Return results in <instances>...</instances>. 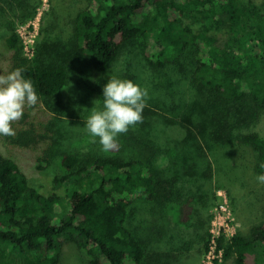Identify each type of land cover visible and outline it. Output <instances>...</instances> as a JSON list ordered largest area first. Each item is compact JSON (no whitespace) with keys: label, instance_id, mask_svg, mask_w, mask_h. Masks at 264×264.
<instances>
[{"label":"trees","instance_id":"16d2710c","mask_svg":"<svg viewBox=\"0 0 264 264\" xmlns=\"http://www.w3.org/2000/svg\"><path fill=\"white\" fill-rule=\"evenodd\" d=\"M86 1L73 24L77 59L88 70L101 75L124 63L122 79L142 86L134 68L140 49L153 68L170 69L168 80L177 83L179 76L183 88L171 82V92L147 100L142 123L121 134L120 147L108 153L60 148L63 139H52L42 131L48 125L35 120L40 110L34 115L25 109L15 135L0 141L8 150H36L51 142L52 150L36 160L40 170L62 168L53 182L63 191L41 194L21 165L0 151V264H8V249L23 257V264H59L65 243L86 253L88 264H182L196 252L197 240L186 233L190 228L200 239L198 252L215 242L212 264H264V205L247 233L222 234L215 241L209 215L215 189L225 182L235 185L228 173L240 169L238 182L253 187L264 172V136L254 131L264 115V2ZM38 3L0 0V27L9 32L6 45L18 56L17 68L49 103L77 75L67 63L31 62L22 55L16 24L35 16ZM49 50L44 40L38 46L42 55ZM254 191L250 207L259 202ZM172 210L177 220L167 227L170 250H157L152 239L160 243L163 235L153 227L157 238L150 237L144 222L154 217L152 225L159 228Z\"/></svg>","mask_w":264,"mask_h":264},{"label":"rangeland","instance_id":"374dc122","mask_svg":"<svg viewBox=\"0 0 264 264\" xmlns=\"http://www.w3.org/2000/svg\"><path fill=\"white\" fill-rule=\"evenodd\" d=\"M36 1L39 3L36 5L37 13L35 16L25 20V22H18L16 24L17 31L21 35V40H23V44L25 45L22 55L31 62L39 61L45 64L67 63L71 68L72 75L77 76L73 77V80L69 83V87L63 91L59 98H51L49 99V103L45 99L39 98L38 103L34 107H25V109L34 115L36 109L40 110L36 113L35 120L48 125V128L46 129L44 127L42 131H49L52 139L56 135L63 139L60 148L65 149L71 145L79 147L78 149H81L83 152H86L90 148H98L101 150L98 138L91 137L84 128L83 119L88 115L87 109L93 107L94 100L98 99L102 103V88L107 83L109 76L116 75L119 78H124L127 72L126 64L120 63L121 65L118 64V67H114L108 73L98 75L88 70L77 59L73 23L76 14L86 7V0ZM251 1L257 4L264 2V0ZM52 6H55L54 12H52ZM16 13L18 14L20 11L18 12L16 10ZM48 13L49 15L45 17L44 21V16ZM199 26H195V30ZM7 33L9 32L6 28L0 27V73L14 70L18 64V56L15 51L8 49L6 45L5 38ZM43 40L49 43L50 50L48 55H42L38 52V46ZM138 50L140 52H138L139 55L134 57V68L136 69L135 73L138 76V80H143L141 87L148 91L147 100L155 99L158 97L157 95L163 92H171L173 89L171 85L172 81L168 80L170 79V71L167 69L169 68H153L144 59L141 50ZM178 78L179 76L175 79L177 83L172 82L173 86L176 87L178 85L180 88H183V83L178 84ZM154 87L158 88L159 91L152 90ZM50 105H53V107ZM204 108H208V106L205 105ZM19 121L12 125L14 130L17 128L16 125H19ZM254 131L264 136V115ZM50 144L51 142L49 141L41 146L39 143L40 147L36 150L35 148L28 149L16 146L8 150L0 141L1 153L6 156H11L16 160L26 172L30 185L48 197L54 193H61L63 191V189L55 187V183L53 182L55 174H62V168L59 165L54 164L44 170L38 168L36 157L38 155L40 156L45 149L49 148ZM241 173L240 169L237 172L228 173L235 185L228 186L231 183L225 182L222 188L215 189V203L209 211V215H211L210 230L213 237H217L220 232L225 233L227 238H231L238 232L244 234L248 232L247 228L249 223V225H252L259 222V216L264 205L262 204L263 186L261 184H253L251 181L252 185H254L253 187H244L243 180L240 179L239 182L237 180ZM219 178H222V173L219 175ZM251 189H254L255 194L259 196V202L255 201V207H250ZM176 220V210H172L171 214H168L165 220H159V228L158 225H152L154 217H148L147 221L144 222L145 232L150 237L156 239V231H159L163 235V238L159 241L160 243L152 239L154 247L157 250L164 249L167 252L170 250V246L167 245V236L169 235L167 227L174 224ZM153 227H156V231L153 230ZM186 233L189 235V239L197 240L193 247L196 252H194L190 260L184 258L182 264H211L213 248L203 253L198 252L201 248V243L197 232L190 228V230H186ZM175 251H180L179 247ZM5 256L8 264L24 263L23 257L14 250L8 249L5 251ZM59 264H88V256L74 244L65 243L63 246L62 260Z\"/></svg>","mask_w":264,"mask_h":264},{"label":"clouds","instance_id":"9594fccd","mask_svg":"<svg viewBox=\"0 0 264 264\" xmlns=\"http://www.w3.org/2000/svg\"><path fill=\"white\" fill-rule=\"evenodd\" d=\"M23 72L24 69L16 68L0 73V136H14L12 125L23 117L25 107L38 103L34 85ZM102 93V103L94 100L83 120L86 131L98 138L101 150L108 153L120 147L118 137L121 134L142 123L148 91L130 79L110 75ZM260 168L264 170V162ZM256 181L264 184V172L256 176Z\"/></svg>","mask_w":264,"mask_h":264},{"label":"built area","instance_id":"2783aa9c","mask_svg":"<svg viewBox=\"0 0 264 264\" xmlns=\"http://www.w3.org/2000/svg\"><path fill=\"white\" fill-rule=\"evenodd\" d=\"M20 35V34H19ZM20 37H21V35H20ZM22 39V38H21ZM22 42H23V40H22ZM24 43V42H23ZM23 47L25 48V45L23 44ZM212 234V233H211ZM222 234H225V233H219V235L217 236V237H219V236H221ZM212 236H213V234H212ZM226 236V235H225ZM217 237H213V241H215V239L217 238ZM215 242H213L212 243V247H211V249L213 248V251H212V254H213V259L215 258ZM213 259H212V262H211V264L213 263Z\"/></svg>","mask_w":264,"mask_h":264}]
</instances>
